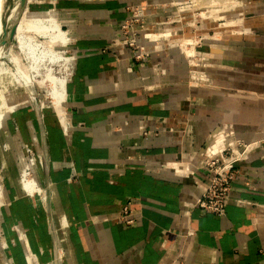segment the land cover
<instances>
[{
  "label": "crops",
  "instance_id": "obj_1",
  "mask_svg": "<svg viewBox=\"0 0 264 264\" xmlns=\"http://www.w3.org/2000/svg\"><path fill=\"white\" fill-rule=\"evenodd\" d=\"M34 1L69 25L74 65L56 109L7 117L48 197L3 178L0 264H264V0H206L226 11L201 13L207 33L185 0ZM145 1L165 34L142 61L121 26ZM243 144L225 214L196 207L209 177L197 157ZM127 203L134 225L117 218Z\"/></svg>",
  "mask_w": 264,
  "mask_h": 264
},
{
  "label": "rangeland",
  "instance_id": "obj_2",
  "mask_svg": "<svg viewBox=\"0 0 264 264\" xmlns=\"http://www.w3.org/2000/svg\"><path fill=\"white\" fill-rule=\"evenodd\" d=\"M185 1H189L187 4L191 6L185 8V11H190L187 15L193 13L197 14L198 16L196 15V19L198 21H206L207 23H210V25L206 27L204 31L206 33L213 32L212 28L217 26L215 25L216 20L213 18H207L201 14L202 12H205L207 13L206 16L210 15L209 12L213 7L207 4L206 0H196L195 2L194 0ZM187 4L185 3V6ZM14 5L15 0H5L4 16H6L10 10L14 8ZM44 5L46 6V4ZM41 6L42 4H37L34 0L29 3L27 2L23 13L20 11L19 14V16L21 15L20 23H23L22 27H19V23V28H17L15 37L11 39V42L8 46H3L6 52L5 61L7 67L5 68L6 72H4L0 78V183H2L3 178L11 175H17L19 181H21L23 172L20 166L17 164V159L19 158L20 154H25L27 156V160L32 163L33 167H36L37 165L36 159L31 156L29 152H27V149L18 148L17 145L11 144L8 141V138L5 139L4 130L6 129L5 127L7 117L14 110L23 105H54L53 103L42 104L44 100H47L49 99L48 97H50L49 92L43 88L45 87L44 84H42L43 76L45 73L48 75H53L55 73L56 75H60L61 73H70L73 71L74 59L72 57L69 44L71 41V37L69 35L70 27L66 23H63L64 20H61V16L56 10H50L54 14L50 13L49 11L44 12L42 11ZM199 25L200 24H198V26ZM194 26H197V24L194 23ZM160 34L165 33H153V35ZM180 37L181 36H176L175 39ZM3 38L4 35L0 37L1 47ZM41 44L46 50L52 48L58 53L59 56L61 55L63 57V60L58 66H51L50 70L45 71L49 67V63H42L46 57L44 53L39 51L37 47ZM31 52H33L34 57L41 63L38 65L39 70H35L33 68L32 58L30 60V57H32ZM36 72L40 75H38ZM32 96L34 99H32ZM14 147L15 149H13ZM240 147L241 146H239V148ZM32 174H37L35 169H33ZM36 181L39 183L38 188L40 189V182L37 178ZM40 194L45 199L48 197L42 188Z\"/></svg>",
  "mask_w": 264,
  "mask_h": 264
},
{
  "label": "built area",
  "instance_id": "obj_3",
  "mask_svg": "<svg viewBox=\"0 0 264 264\" xmlns=\"http://www.w3.org/2000/svg\"><path fill=\"white\" fill-rule=\"evenodd\" d=\"M148 7L149 4L147 1L130 7V17L121 26L123 43L136 51V58L142 61L149 59L151 56L152 52L149 51L148 45L153 44L154 51L158 48L157 41L148 39V35L154 33L146 20ZM198 28V26H195V29ZM177 46L181 48L179 45ZM199 78L202 79L201 74ZM250 146L249 144H243L237 150L238 152L230 148L224 149L215 156H209L205 153L197 157L199 163L198 169L206 170L209 177L205 190L196 201V207L217 216H223L225 214L232 185L238 176L236 165L246 158V154L251 151L249 149ZM26 149L34 157L33 151L29 148ZM117 218L120 222L127 225H134L138 217L137 213L131 208L130 203H127L122 207Z\"/></svg>",
  "mask_w": 264,
  "mask_h": 264
},
{
  "label": "bare ground",
  "instance_id": "obj_4",
  "mask_svg": "<svg viewBox=\"0 0 264 264\" xmlns=\"http://www.w3.org/2000/svg\"><path fill=\"white\" fill-rule=\"evenodd\" d=\"M209 2H210V0H209ZM213 2H214V0H213ZM215 3H216V0H215ZM227 3H229V2H227ZM209 4H211V3H209ZM228 5H229V8L232 7L231 4H228ZM213 7L214 8H211V11H210L211 17L218 18V17L224 16V12H223L224 8L223 7L220 9H219V7L218 8H216L215 6H213ZM20 11H21V0H15L14 8L12 10H10V12L6 16H4L5 0H0V37L6 33V37L8 38V34L10 33L12 26L16 22L19 14H20ZM219 20H220V18H219ZM229 22H228V24H229ZM233 22H235V21H233ZM236 23H237V21H236ZM224 24H226V23H224ZM230 24H233V23L231 22ZM22 25H23V23H20L19 27L21 28ZM154 36L155 35L150 34V35H148V39L150 40V38H152ZM180 41H182V40H180ZM188 45H189V41H188ZM192 46H194V45H192ZM37 47H38L39 51H42L46 57L44 59V61L43 62L41 61V62L42 63H44V62L49 63V67L45 71L50 70L51 66H53V67L58 66L60 64V62L63 60V57L61 55L59 56L58 53L55 50H53L52 48H50L49 50H46L42 44L38 45ZM32 54H33V52H31L32 57H30V60L32 58L33 68L35 70H39L38 65L40 62L34 57V54L33 55ZM5 59H6L5 49L3 48V46L2 47L0 46V78L2 77V74L4 72H6L5 68L7 66H6ZM38 75H40V74H38ZM69 77H70V73H61L60 75H56V73L53 75H48L47 73H45V75L42 78V83L44 84L45 88L49 92L50 97H48L49 99L44 100L42 104L53 103L55 101L56 102H64L66 97H67L66 87H67ZM32 99H34L33 96H32ZM51 107L55 108L54 105H52ZM66 120H67V118H66ZM220 152L221 151H219V150L210 151V149H208V150H206V155L215 156V155L219 154ZM18 163H19V166L23 172L21 180H22V184H23L24 188L26 189V191L28 192L29 195L34 194L35 192H37V188L39 187V183H37V181H36V178H37L36 174L33 175L32 171H33V169H35V171L37 172V165H36V167L35 166L33 167L32 163H30V161L27 160V156L25 154H20V156L18 158ZM23 175H24V178H23ZM39 192L41 193V188L40 189L38 188V193Z\"/></svg>",
  "mask_w": 264,
  "mask_h": 264
},
{
  "label": "water",
  "instance_id": "obj_5",
  "mask_svg": "<svg viewBox=\"0 0 264 264\" xmlns=\"http://www.w3.org/2000/svg\"><path fill=\"white\" fill-rule=\"evenodd\" d=\"M28 0H21V11L23 13L25 6L27 4ZM20 17L21 15L17 18V21L14 23V25L12 26L10 33L8 34V39L6 38V33L4 34V38L1 42L2 46H8L9 43L11 42V39L15 37L18 25L20 23Z\"/></svg>",
  "mask_w": 264,
  "mask_h": 264
}]
</instances>
